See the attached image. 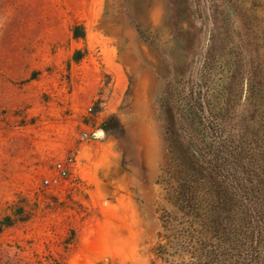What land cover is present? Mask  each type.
I'll list each match as a JSON object with an SVG mask.
<instances>
[{"label": "rangeland", "instance_id": "rangeland-1", "mask_svg": "<svg viewBox=\"0 0 264 264\" xmlns=\"http://www.w3.org/2000/svg\"><path fill=\"white\" fill-rule=\"evenodd\" d=\"M172 149L221 187V264H264V0H0V264L194 261Z\"/></svg>", "mask_w": 264, "mask_h": 264}, {"label": "trees", "instance_id": "trees-1", "mask_svg": "<svg viewBox=\"0 0 264 264\" xmlns=\"http://www.w3.org/2000/svg\"><path fill=\"white\" fill-rule=\"evenodd\" d=\"M171 153L173 155V160L176 162L175 164H177L178 171L172 173V176L175 178L174 181L176 182V186H173L170 189L172 190V193L168 191L167 200L173 205V207L177 208L184 217H198V215H203L200 216L205 218L203 226H205L206 229L203 232L204 234L206 233L208 241L210 242L209 246L204 244L203 247L200 245L201 248H196L191 257L195 260L187 264H221L218 259V253L221 250V243L219 242V244L212 246V244H215L214 241L219 240L218 237L225 232V205L227 203L224 197H220L219 192L221 187H218L217 184L212 181V178H208L210 181L208 180L207 183L205 182L207 181L205 179L202 184L201 180L198 178L201 166L197 165L196 162L187 157H184L186 161H184V159H179L176 150L171 151ZM209 174L211 173L209 172ZM201 188L206 190L207 195L209 196V199L207 200V202H209L208 210L203 214H199L198 212L202 208V203H200L197 198L198 192H200ZM209 247V251L206 252ZM201 257H206L205 263L201 261Z\"/></svg>", "mask_w": 264, "mask_h": 264}, {"label": "built area", "instance_id": "built-area-1", "mask_svg": "<svg viewBox=\"0 0 264 264\" xmlns=\"http://www.w3.org/2000/svg\"><path fill=\"white\" fill-rule=\"evenodd\" d=\"M95 139L99 137L97 134L93 135ZM82 139H89L87 134H83ZM71 164L68 161H59L54 165L53 173L49 178L44 180V185L50 187L61 186L70 176Z\"/></svg>", "mask_w": 264, "mask_h": 264}, {"label": "bare ground", "instance_id": "bare-ground-1", "mask_svg": "<svg viewBox=\"0 0 264 264\" xmlns=\"http://www.w3.org/2000/svg\"><path fill=\"white\" fill-rule=\"evenodd\" d=\"M103 136V133H100L99 135H98V137H102Z\"/></svg>", "mask_w": 264, "mask_h": 264}]
</instances>
